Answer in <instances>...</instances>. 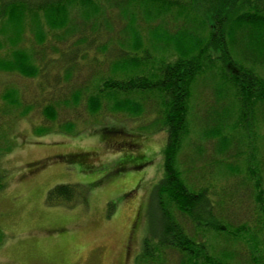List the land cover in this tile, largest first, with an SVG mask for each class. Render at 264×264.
I'll return each mask as SVG.
<instances>
[{"label": "trees", "instance_id": "trees-1", "mask_svg": "<svg viewBox=\"0 0 264 264\" xmlns=\"http://www.w3.org/2000/svg\"><path fill=\"white\" fill-rule=\"evenodd\" d=\"M0 11L2 31L9 29L14 47L0 58V72L59 80L48 77L53 59L39 67L18 47L26 22L40 41L47 39L44 26L62 29L65 40L83 32L74 41L77 50L66 54L73 55L65 61L70 66L55 65L64 68L66 81L75 78L74 56L106 35L110 45L101 48L118 45L104 55L111 56L108 70L95 83L79 85L71 103L85 100L91 115L104 106L132 117L156 113L150 126L166 133L162 176L151 194L161 223L144 237L138 264H264V0H0ZM87 29L96 36L86 40ZM199 87L211 96L197 108L199 137L212 140L213 148L198 165L203 148L188 142L192 101L204 95ZM60 97L43 107L46 119L57 121L56 105L70 104V97ZM72 124L36 133H67ZM186 145L191 148L182 161ZM85 194L59 183L45 201L69 204Z\"/></svg>", "mask_w": 264, "mask_h": 264}, {"label": "rangeland", "instance_id": "rangeland-1", "mask_svg": "<svg viewBox=\"0 0 264 264\" xmlns=\"http://www.w3.org/2000/svg\"><path fill=\"white\" fill-rule=\"evenodd\" d=\"M112 18L118 21L116 16ZM2 29L0 58H5L14 47L7 39L9 29ZM44 29L47 39L40 41L26 22L18 47L30 52L39 67L53 59L47 66L48 77L58 76L59 80L47 82L42 74L29 78L0 72V264H138L136 255L144 237L161 223L151 194L162 176L166 133L150 126L156 113L144 111L132 117L104 106L91 115L85 100L73 105L71 93L94 78L95 83L108 70L106 59L111 56L104 55L113 53L118 45L115 42L107 51L101 48V44L110 45L105 35L84 46L83 55L74 56L75 78L66 81L61 71L70 66L65 61L73 56L66 54L77 50L74 41L83 32L66 41L60 37L62 29ZM145 29L144 25V36ZM84 32L86 40L96 36L91 29ZM59 63L64 68L55 66ZM196 89L204 95L192 101L188 144H201L204 154L195 158L199 165L213 146L211 139L199 137L197 119L198 106L205 105L204 99L209 104L211 96L204 87ZM7 92L11 95L4 96ZM59 94L70 97V104L60 100L58 119L50 121L42 109L50 99H61ZM24 105L30 110L23 114ZM67 121L73 123L70 132L36 133L38 127L58 130ZM190 148H184L182 161ZM81 152L84 159L78 161L56 157ZM138 165L141 167L135 168ZM59 183L76 185L85 191V200L79 196L69 204H47L48 189Z\"/></svg>", "mask_w": 264, "mask_h": 264}, {"label": "flooded vegetation", "instance_id": "flooded-vegetation-1", "mask_svg": "<svg viewBox=\"0 0 264 264\" xmlns=\"http://www.w3.org/2000/svg\"><path fill=\"white\" fill-rule=\"evenodd\" d=\"M75 154L76 153L68 154V155L66 154L65 156H63V155H57L56 157H59L60 156L61 158L63 157L65 159L66 157H71V156H74Z\"/></svg>", "mask_w": 264, "mask_h": 264}]
</instances>
